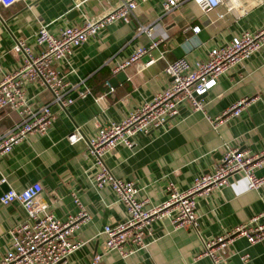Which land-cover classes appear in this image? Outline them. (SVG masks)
<instances>
[{"label": "crops", "instance_id": "crops-1", "mask_svg": "<svg viewBox=\"0 0 264 264\" xmlns=\"http://www.w3.org/2000/svg\"><path fill=\"white\" fill-rule=\"evenodd\" d=\"M121 1L17 0L7 7L0 5L2 71L9 72L21 64V55L12 50L16 38L33 46V33L39 25L45 24L56 34L83 19H95ZM251 1L254 5L238 18L230 13L217 18L218 13L224 12L222 5L202 13L191 0H186L163 14L160 0H147L137 4L134 18L105 26L74 48L66 62L56 65L66 81L75 83L83 79L90 94L77 97L71 90L72 103L65 108L49 106L54 119L45 134L31 135L14 145L8 154L0 155V184L20 190L39 182L42 190L35 201L45 205L60 221L78 211L73 196L88 213L87 221L71 235L72 241L82 244L56 264H89L94 253L101 254L97 264H211L208 257L198 256L200 239L213 237L264 208V182L248 189L244 177L233 175L227 185L195 197L197 232L176 228L168 218L154 220L150 233L144 237L146 246L121 257L114 250L103 249L99 232L104 225L121 221L124 207L115 201L108 185L95 186L96 168L86 151V141L99 125L120 120L166 85L169 78L162 69L168 61L183 55L189 61L203 59L209 48L257 27L264 18V7ZM244 3L249 0H242ZM71 10L76 13L70 14ZM138 24L147 26L149 33L138 32ZM193 26L198 27L195 33ZM151 41H157L156 46L123 68L126 79L109 91L104 82L112 76L110 67ZM150 59L153 61L147 63ZM263 92L264 47L218 76L212 89L201 97L203 111L180 107L178 114L161 127L134 135L131 148L115 146L104 156V164L114 177L134 182L138 197L146 199V207L161 203L167 198L169 181L178 190L186 189L195 176L212 170L226 147L255 153L264 146V100L259 98ZM94 96L102 97L96 102ZM25 98L28 105L37 106L50 97L43 87L28 84ZM240 99L249 101L237 116L212 126L209 119ZM17 121L15 111L0 109V134ZM75 127L80 129L81 138L69 143L66 136ZM253 173L264 178V164ZM24 216L18 203L0 204V258L10 246L9 230ZM244 253L248 258L242 261L239 256ZM221 264H264V239L248 244L244 237L234 238Z\"/></svg>", "mask_w": 264, "mask_h": 264}, {"label": "built area", "instance_id": "built-area-1", "mask_svg": "<svg viewBox=\"0 0 264 264\" xmlns=\"http://www.w3.org/2000/svg\"><path fill=\"white\" fill-rule=\"evenodd\" d=\"M17 0H0V5L7 7ZM147 0H122L110 11L95 19H83L51 33L45 24L39 25L33 33V46L24 39L16 38L13 52L22 57L21 64L9 72L0 67V109L13 110L18 121L0 134V155L8 154L12 147L31 135H43L54 119L49 106L55 104L65 108L72 103L69 92L74 90L77 97L90 94V88L79 79L75 83L66 81L58 72L56 65L66 62L73 49L93 38L105 26L112 23H127L135 17L134 11L138 3ZM163 14L170 13L186 0H160ZM205 13L208 9L219 5L224 7L217 18L230 13L238 18L254 3L242 4V0H191ZM263 5L264 0H256ZM75 6L78 3L74 4ZM138 32L149 33V28L138 24ZM193 33L197 26L191 27ZM151 41L147 46H138L129 57L110 67L113 75L130 63L145 55L156 46ZM264 47V18L251 31H241L227 42L209 48L203 59L189 61L185 55L168 61L163 72L169 78L165 86L154 95L129 110L118 121H109L99 125L95 133L86 141L87 154L92 158V166L96 168L94 183L97 188L108 185L115 201L124 207V218L113 225H104L99 232L103 236V249L114 250L121 257L146 246L144 237L150 233V224L154 220L168 218L174 227L189 228L197 232V214L195 197L227 185L229 177L240 174L246 179L247 188L259 187L264 178L254 175L253 170L264 164V146L255 153L246 150L226 147L216 165L210 172L195 176L192 183L184 190H178L174 183L166 184L167 198L161 203L145 206L146 199L139 198L138 188L131 180L114 177L104 164V156L117 145L127 148L133 146L132 137L146 134L161 127L168 118L178 114L180 107L189 111H203L202 96L207 94L216 84L218 76L231 67L242 63L254 52ZM153 60H148L147 63ZM37 84L49 93V101L37 106L28 105L25 98V87ZM104 85L111 91L107 80ZM102 96H94L98 102ZM258 98V96L254 97ZM264 100V92L259 95ZM251 100V99H250ZM249 99H240L222 111L220 115L209 119L212 126L229 117H235L245 107ZM81 138V132L75 127L67 134L66 140L74 143ZM42 190L39 182H32L20 190L8 188L0 195V204L18 203L24 210V218L11 230L10 246L0 258V264H56L66 259L81 244L72 241L71 235L79 225L89 218L88 213L77 197L73 202L78 207L75 215L60 221L54 217L43 204L35 201ZM244 237L248 244L264 239V208L249 216L245 221L226 229L219 234L200 239L198 256L208 257L211 264H221L225 251L234 238ZM101 254L94 253L89 264H97ZM239 258L245 261L246 253Z\"/></svg>", "mask_w": 264, "mask_h": 264}, {"label": "water", "instance_id": "water-1", "mask_svg": "<svg viewBox=\"0 0 264 264\" xmlns=\"http://www.w3.org/2000/svg\"><path fill=\"white\" fill-rule=\"evenodd\" d=\"M69 13H70V14H72V13H76V11L71 10ZM124 79H126V75H125L124 71H123V70H119V71H117L116 73H114V74H113V75L107 80V82H108L109 86L112 88V87H114V86L116 85V83H117L118 81H122V80H124ZM7 189H8V186H7L5 183L0 184V195H1L4 191H6Z\"/></svg>", "mask_w": 264, "mask_h": 264}]
</instances>
